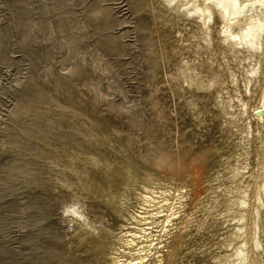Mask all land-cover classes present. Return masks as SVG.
Masks as SVG:
<instances>
[{"label": "rangeland", "instance_id": "obj_1", "mask_svg": "<svg viewBox=\"0 0 264 264\" xmlns=\"http://www.w3.org/2000/svg\"><path fill=\"white\" fill-rule=\"evenodd\" d=\"M186 13L167 0H0V264H115L134 225L160 246L145 264H229L248 248L264 55H235L216 10L207 35Z\"/></svg>", "mask_w": 264, "mask_h": 264}, {"label": "bare ground", "instance_id": "obj_2", "mask_svg": "<svg viewBox=\"0 0 264 264\" xmlns=\"http://www.w3.org/2000/svg\"><path fill=\"white\" fill-rule=\"evenodd\" d=\"M169 4L174 6H180L187 11L186 15H190L193 18L202 20L204 26V35H207V31L211 29V16L213 11H217L222 19L223 28L220 33L224 42L231 44L233 47V53L244 57V60H249L252 57H260L264 55V47L261 51L262 42L264 40V0H167ZM260 12V13H259ZM242 25V26H241ZM239 30H234L237 27ZM253 74L251 78H258L260 73L256 68H253ZM246 114L249 113L248 107H245ZM254 117L256 120H262L264 122V95L260 101V105L255 108ZM264 189V175L261 182L260 189L258 191L257 198L254 200L253 208L251 212V224L248 229V248L237 251L235 257L229 264H257V259L260 256V250L262 244L259 238L260 226L258 222V215L260 206L263 205V197L261 191ZM257 200L260 204L257 205ZM168 203V200H166ZM246 204V203H245ZM170 210H174V204L168 206ZM246 208H249L247 205ZM247 210V209H246ZM70 217L75 222L84 221V224L88 229H92L95 232L93 222L87 221L84 217V213L78 209L72 208L69 210ZM247 212V211H246ZM177 212L174 211L171 214L166 215L164 229L173 224L172 221L177 217ZM138 221V220H137ZM132 230L126 231L118 242L120 246L116 249L117 255L113 257L115 264H145L151 257L162 258L161 251L159 249V243L154 242L152 237V231L139 226H133ZM162 230V229H161ZM155 248V252H153ZM153 250V251H152ZM258 252L254 254V251ZM151 252L154 256H149ZM153 255V254H152ZM126 257V258H125ZM150 257V258H149ZM153 258V259H154ZM259 264V263H258Z\"/></svg>", "mask_w": 264, "mask_h": 264}]
</instances>
